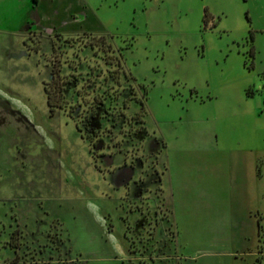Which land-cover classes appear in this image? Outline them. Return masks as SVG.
<instances>
[{
  "label": "rangeland",
  "instance_id": "374dc122",
  "mask_svg": "<svg viewBox=\"0 0 264 264\" xmlns=\"http://www.w3.org/2000/svg\"><path fill=\"white\" fill-rule=\"evenodd\" d=\"M26 1L0 0V263L264 264V0Z\"/></svg>",
  "mask_w": 264,
  "mask_h": 264
},
{
  "label": "crops",
  "instance_id": "0c3cea01",
  "mask_svg": "<svg viewBox=\"0 0 264 264\" xmlns=\"http://www.w3.org/2000/svg\"><path fill=\"white\" fill-rule=\"evenodd\" d=\"M58 1L59 0H36L35 5H30L29 1H26V9L30 10L31 14L28 18H25V24L28 21H31V19L36 22V13L49 16L50 19H53L51 21L52 23L54 20H59L60 18L65 17V14L66 16H69L72 10L82 8L83 4H85L82 0H62L63 3ZM57 14L62 16L57 18Z\"/></svg>",
  "mask_w": 264,
  "mask_h": 264
},
{
  "label": "trees",
  "instance_id": "16d2710c",
  "mask_svg": "<svg viewBox=\"0 0 264 264\" xmlns=\"http://www.w3.org/2000/svg\"><path fill=\"white\" fill-rule=\"evenodd\" d=\"M210 17L206 13L205 10H203L202 14V23L203 26L206 27L208 25ZM212 23L211 25H213ZM102 39L103 37L100 36ZM109 47V45H108ZM111 55H109L110 57ZM117 67H120V62L119 60L116 61ZM55 67H51V78L48 82L43 83V91L45 93V101L46 105L48 107L49 113L51 114L54 110L55 107H60V103L58 100H62V93L61 90L63 88L62 83H58L57 79V73L56 70L54 69ZM14 261V260H13ZM12 261V262H13ZM0 264H4V261L1 262Z\"/></svg>",
  "mask_w": 264,
  "mask_h": 264
}]
</instances>
